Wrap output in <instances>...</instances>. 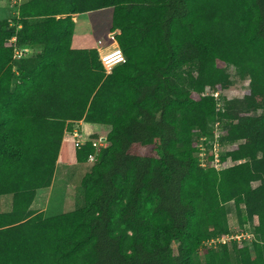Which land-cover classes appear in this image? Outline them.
Masks as SVG:
<instances>
[{
    "label": "trees",
    "instance_id": "obj_1",
    "mask_svg": "<svg viewBox=\"0 0 264 264\" xmlns=\"http://www.w3.org/2000/svg\"><path fill=\"white\" fill-rule=\"evenodd\" d=\"M104 7L127 55L108 74L96 48L73 47V13ZM20 15L16 42L0 25V197L14 195L0 264H264V0H26ZM17 44L42 48L18 72ZM229 63L249 88L218 109L224 95L208 90L231 86ZM215 118L233 145L223 169L197 156ZM82 119L111 124L109 144L83 178L85 204L46 216L31 206ZM95 149L77 142L78 160ZM232 200L241 226L258 216V240L204 245L230 231Z\"/></svg>",
    "mask_w": 264,
    "mask_h": 264
},
{
    "label": "rangeland",
    "instance_id": "obj_2",
    "mask_svg": "<svg viewBox=\"0 0 264 264\" xmlns=\"http://www.w3.org/2000/svg\"><path fill=\"white\" fill-rule=\"evenodd\" d=\"M113 7H104L95 10H90L82 13H73L74 19L77 20L76 30L86 31L88 38V46L92 47L94 41L100 36L106 35L107 32L112 27L113 22ZM12 26H8L6 29H12ZM12 41V40H11ZM41 50H28V56L38 53ZM27 57V56H26ZM15 63V70L18 72V65L22 58H15L13 56ZM186 70H193V73H197L195 67L192 65L186 66ZM227 72L230 74L232 79V84L229 88L222 90L224 95L223 105L227 104L229 100L242 98L249 88L250 78L240 73L238 67L232 63L227 64ZM254 114L260 113V111L253 112ZM229 120L226 118L223 129L228 128ZM212 123V121H210ZM196 136V135H195ZM196 139V138H195ZM109 144V141H107ZM233 145L224 144L223 152L232 149ZM93 162H82L74 166L65 167L59 165L56 167L54 179L51 186L42 187L38 190L35 208L40 206L43 208L46 216H54L60 213L71 211L77 207L83 206L85 204L84 189L82 185L83 177L87 172H89L93 167ZM260 182L254 181L253 184L256 186ZM6 197H12L11 194H6ZM229 215V223L232 229H240V218L236 209L235 201H229L226 203ZM244 214H246L244 212ZM250 221L246 223L254 230V224L257 219H249ZM203 249H200L196 253V258L198 260H204Z\"/></svg>",
    "mask_w": 264,
    "mask_h": 264
},
{
    "label": "built area",
    "instance_id": "obj_3",
    "mask_svg": "<svg viewBox=\"0 0 264 264\" xmlns=\"http://www.w3.org/2000/svg\"><path fill=\"white\" fill-rule=\"evenodd\" d=\"M120 30H109L106 35L100 36L97 39V46L99 58L104 65L106 73H111L115 66L127 61V55L121 47L117 35ZM15 42L17 41V36L14 37ZM29 47L16 45L14 48L15 58H23L28 56ZM208 93L214 95L217 99H220L222 90L209 89ZM223 100H219L218 109H223ZM224 121L218 118L212 120L210 123L211 131L209 134H200L195 136V141L197 143V156L199 163L202 167L214 166L218 169L226 168L233 164V161L228 158L226 162L222 159L223 145L229 144L223 141V135L226 132L223 129ZM95 151L90 153L89 161L95 163L97 161L98 153L103 146L107 145V137H99L91 139ZM232 145V144H230ZM257 221L254 224V230L248 226L250 223H245L240 229H232L226 233H222L217 236H213L204 241V245L211 247H218L220 244L231 243L232 241H237L244 245L253 246L254 242L258 240L257 233L255 231V226L259 223V218L255 215Z\"/></svg>",
    "mask_w": 264,
    "mask_h": 264
},
{
    "label": "crops",
    "instance_id": "obj_4",
    "mask_svg": "<svg viewBox=\"0 0 264 264\" xmlns=\"http://www.w3.org/2000/svg\"><path fill=\"white\" fill-rule=\"evenodd\" d=\"M25 1L26 0H0V25H3L6 28L8 24L9 27L12 26L11 28H15V34H13L10 38V40H12L13 42H15L14 37L17 36V32L22 27V24L20 22V7ZM85 33L86 31L84 30H76L73 39V47L95 48L97 46V39L94 41L92 47L88 46V38ZM27 47H29V50L32 49L34 51L42 49L40 47ZM111 129V124L91 122L86 121L84 119L73 121L72 128L66 130L65 132L56 167H58L59 165L69 167L82 163L78 160L77 157V142L85 143L86 141L91 140L93 138H99L101 136L107 137ZM11 196L12 197H6V194L1 195L0 210L9 211L12 209L14 195L11 194ZM35 200L31 208L35 211H42L43 208L40 206H37L35 208Z\"/></svg>",
    "mask_w": 264,
    "mask_h": 264
}]
</instances>
